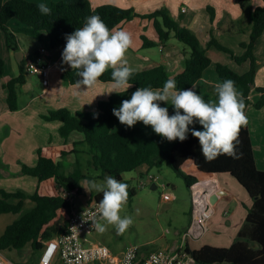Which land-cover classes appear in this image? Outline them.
I'll return each instance as SVG.
<instances>
[{
	"label": "trees",
	"instance_id": "1",
	"mask_svg": "<svg viewBox=\"0 0 264 264\" xmlns=\"http://www.w3.org/2000/svg\"><path fill=\"white\" fill-rule=\"evenodd\" d=\"M242 9L249 0H237ZM34 0H0V30L5 36L9 49H19L17 32H23L39 40L47 36L50 47H57L66 42L65 34L82 27L87 16L98 14L100 18L113 29L121 21L135 16L152 18L159 41L165 42L170 37L176 38L188 48L184 57V69L171 76L165 65L152 64L135 70L129 78L133 87L151 86L153 89L162 88L163 83L173 78L176 88H189L203 74L211 59L206 53V47L213 45L228 53L236 63L249 62L248 69L238 73L225 63L217 62L215 70L221 81L232 79L235 86L242 88L245 98V109L250 103L249 92L254 83V77L259 68L254 53L255 40L264 30V0L248 12L251 21L249 39L241 41L242 53L235 54L230 48L220 43L214 36L202 45L195 32L175 20L166 7L157 8L148 13H139L132 7H120L112 3L93 6L90 0H52L48 6L52 9L49 14H41ZM210 19L214 18V9L207 6ZM16 19L19 26L9 29L7 23ZM142 47H151L156 42L145 35H141ZM36 53H31L35 57ZM4 71V61L0 56V78ZM112 69L108 68L99 77L102 81H113ZM27 72L24 60L19 66V73L4 82L7 88V103L11 110L18 108V88L24 83ZM61 79L65 83L78 84L77 70L68 68L62 71ZM261 91L260 97L253 102V106L260 108L264 105V86L257 87ZM112 92L106 99L97 103L95 110H77L71 112L66 107L51 109L42 115L44 119H58L61 121L59 133L67 137L73 130L83 133L82 140L64 141L59 144H46L37 148V162L34 166L22 165L21 173L37 177V185L32 193L17 189L7 191L0 188V214L14 212L20 214L8 225L0 235V249L15 248L21 250L27 242L34 251L55 238L66 229L72 203L60 191L64 188L73 194L80 190L81 177L91 179L81 170V155H86L87 167L96 170L94 177L104 178L111 175L122 179L124 171L132 170L141 164L148 167L165 163L176 173L181 175L188 188L197 180L196 176L182 170L186 161H192L196 169L202 174L227 172L234 177L246 190L252 199L247 209L245 220L237 232L235 239L228 246H214L204 244L191 249L186 245V251L199 264H264V170L255 164L251 136L246 125L239 129L236 154L219 155L215 159L207 160L200 152L198 137L189 132L188 137L180 141L167 140L155 133L150 125L147 132L140 125L123 126L113 129L115 121L119 120L112 109L119 107L123 99L130 98L128 90ZM216 95V93H215ZM174 109L169 112L172 114ZM183 111V110H181ZM98 113V115H94ZM138 121L137 123H139ZM190 127L201 129L202 125L194 124ZM73 154L75 167L66 173L62 170L61 159ZM15 198V201H11ZM30 198L34 206L23 209V201ZM102 193L97 191L89 195L88 203L99 201Z\"/></svg>",
	"mask_w": 264,
	"mask_h": 264
},
{
	"label": "crops",
	"instance_id": "2",
	"mask_svg": "<svg viewBox=\"0 0 264 264\" xmlns=\"http://www.w3.org/2000/svg\"><path fill=\"white\" fill-rule=\"evenodd\" d=\"M34 1L40 3L50 2L46 0ZM90 2L93 6L112 3L120 7H132L139 13H148L157 8L166 7L170 15L177 20L179 24L195 32L202 45L206 46L210 37L214 36L220 43L230 48L235 54H240L243 51L240 42L249 39L251 21L248 12L257 5L262 4L263 0H249L244 9L240 7L237 0H90ZM207 6H212L214 9L215 14L212 20L210 19ZM183 8H185V10H182ZM17 26H19V23L16 19H11L7 23L9 29L16 28ZM121 28L127 31L131 36V46L126 51L125 58L131 67V59L133 60V64H138L137 66L139 67H133L135 70L152 64L161 63L165 65L169 74L173 76L184 69V57L188 54L187 50L185 49L183 51L176 42H169L168 40L172 39L173 36L167 40L168 42L159 41L152 18L135 16L132 19L121 21L112 30ZM142 34L155 41L156 45L158 44L160 46L159 48L162 52L160 62H146L145 60L147 57L142 58V61H136L139 60L138 57L140 56L133 52H139L142 48H149L142 47ZM16 36L19 46L18 50H21V54H19L17 58L15 51L7 47L4 33L0 30V56L4 61V71L0 78V188L7 191L20 189L27 193H32L37 185V177L31 174L21 173V168L23 164L27 166H34L36 164L37 148L46 144H59L64 141L71 142L82 140L84 137L83 133L78 130L71 131L67 137L61 136L59 133L61 121L58 119L47 120L44 119L42 115L47 114L51 109L60 107H66L71 112L77 110H95L99 100L106 99L115 91L111 93L106 92L112 89L113 81H102L99 78L93 85L88 87L80 84L63 82L61 79L62 71L71 68L66 63H62L61 53L66 42L57 47H50L46 35H43L42 40L23 32H17ZM229 40H231V42H229ZM40 47L45 48L44 52L40 54L41 58L50 64L48 84L44 85L40 78V88L37 91H33L30 97L23 103H19L17 100L18 108L11 110L7 103V88H5L3 84L10 77L19 73L21 60H24L27 54H37ZM212 47L214 46L211 45L206 47V53L210 57L211 62L204 69L202 76L193 85L195 86L194 90L205 100L215 102L217 99L215 95V86L222 82L215 70V64L217 62L225 63L236 72L243 73L248 69L249 62L244 61L238 64L230 58L227 53V57L230 58V60H228L225 58L224 54L212 50ZM254 53L257 57L259 68L257 69L254 83L249 92L250 103L244 112L247 117L246 126L251 136L255 164L259 169L264 170V105L260 108L253 106V102L261 95V91L258 90L257 87L264 86V30L255 40ZM234 63L238 64L239 68H236ZM32 75L33 74L27 73L26 79L21 86L29 84L27 80H29ZM193 85L189 88H192ZM236 88L239 92H242L240 86ZM135 89L136 87L132 85L129 88H127V85H122L119 90H128L129 95H131ZM161 105L164 106V104ZM167 107L169 112L173 110L171 104H167ZM72 158L75 159L73 154L62 159L71 160ZM186 163H189L191 169H185L183 167ZM139 167H143L145 171L149 169L147 164H141L137 168ZM182 170L196 176L197 179L204 175L196 169L192 161H186L182 165ZM212 175L217 182L218 190H221L222 193L218 195L216 201L212 204L213 211L208 220V228L205 233L198 239L187 241V245L191 249L199 248L204 244L214 246L230 245L245 220L247 209L252 204V199L246 190H242L236 186L233 178L229 176V173H212ZM15 200V198H11V201ZM229 200H232L234 206ZM34 204V201L30 198H25L23 201V207L28 205L29 207L27 208H31ZM87 205L81 204L77 208H83ZM229 205L233 207L232 210H230V208L226 209V206ZM10 213H12V215ZM189 214L188 212V215ZM15 218L14 212H4L0 214V235L4 231L6 225L11 223ZM223 219H225L226 224L231 227V234L227 236V239H220L223 241H218L216 235L222 233L221 220ZM189 222L190 215L188 224ZM176 232H178V230ZM27 245H30V242H27L23 248ZM174 245L177 244L173 243L170 247ZM45 246L46 243L41 249H44ZM23 248L19 250V253L22 252ZM9 249L15 248L0 249V251L5 258L11 260L15 264L38 263V261H34L35 251L32 249L31 245V255L29 257H24L21 253V260L19 261L9 257V254L6 253V250ZM148 251L150 250H146L145 253ZM9 252L11 251L9 250ZM33 255L34 259H31ZM51 264H61L58 254L53 256Z\"/></svg>",
	"mask_w": 264,
	"mask_h": 264
},
{
	"label": "clouds",
	"instance_id": "3",
	"mask_svg": "<svg viewBox=\"0 0 264 264\" xmlns=\"http://www.w3.org/2000/svg\"><path fill=\"white\" fill-rule=\"evenodd\" d=\"M41 14H49L52 9L47 3L37 5ZM66 44L62 50V63L77 70L78 84L86 87L93 85L99 77L111 68L113 87L110 91L120 93L122 85L131 86L129 78L135 69L129 66L125 53L131 46V36L124 29L112 30L100 18L93 14L85 18L82 27L65 34ZM192 88H176L173 78L167 79L162 88L151 86L138 87L123 99L119 107H113V114L125 126H134L138 121L151 125L155 133L167 140H185L189 132L198 137L200 152L207 160L219 155L236 154V144L241 126L246 125L244 109L245 98L235 86V81L225 79L215 86L216 101L205 100ZM174 109L169 114L166 101ZM183 110V111H181ZM98 115V113H94ZM202 125L201 129L190 127ZM102 193L96 209L89 213L92 226L104 232L106 224L114 225L118 233H123L133 223L132 217L121 216L120 209L128 199V184L108 175L103 183L89 181L87 190ZM103 220L105 223H100ZM155 261L156 257L153 256Z\"/></svg>",
	"mask_w": 264,
	"mask_h": 264
},
{
	"label": "rangeland",
	"instance_id": "4",
	"mask_svg": "<svg viewBox=\"0 0 264 264\" xmlns=\"http://www.w3.org/2000/svg\"><path fill=\"white\" fill-rule=\"evenodd\" d=\"M46 1L49 2L52 0ZM168 41L171 43L176 42L183 51L185 49L187 52L189 51V48L184 43L178 41L174 37ZM229 42H231V40H229ZM159 47L160 46L157 44L149 48H142L139 52H133L140 56L138 57L139 60L136 61H142V58L147 57L145 60L146 62H160L162 52ZM212 50L224 54L225 58L230 60V58L227 57V53L222 52V50L216 49L215 47H212ZM131 65L132 67H139L137 66L138 64H133L132 59ZM234 65L236 68H239L238 64L234 63ZM27 81L29 84L18 88L17 100L19 103L26 101L33 91H37L40 88L41 82L38 74H33ZM160 103L167 105L166 101H161ZM170 103L171 100L169 99V104ZM135 125L142 126L147 132L150 130V125L146 126L142 122L136 123ZM123 126L125 125L119 120H116L113 129L116 130ZM80 155L82 160L81 170L84 174H87V176H91V179H88L87 177L80 178V190L72 195V205L74 207H79L81 204L87 205L89 195L96 192L94 189L91 191L87 190L90 180H95L97 183H103L104 178L106 177H94L98 172L91 169V167H87V164L85 163L86 155L84 153ZM61 161L62 170L64 172L68 173L74 169L75 159H62ZM183 167L185 169H191L189 163H186ZM151 176H154L155 180H153ZM229 176L233 178L236 186L244 190V187L234 177L231 175ZM120 180H123L128 184V199L120 209V215L122 217H132L133 223L129 225L123 233H118L114 225L106 224L104 232H99L95 228L88 235V238L91 241L100 242L106 245L112 253L116 254H120L122 249L131 244L139 245L144 252L148 249H168L173 243L178 245L185 229L187 228L190 215H188V212L190 213L189 210L191 208L190 189L187 187L185 179L176 173L171 167L162 163L159 166L149 167L147 171H145L143 167L124 171L122 173V179ZM153 183L155 184V187H152ZM164 194H169L170 198L165 199L163 197ZM229 201L234 206L232 200ZM27 207L29 206L25 205L23 209H28ZM229 208L230 210L233 209L230 205L226 206V209ZM10 214L12 215V213ZM19 214L20 212L14 213L15 217ZM99 222L105 223L103 220H100ZM221 226L222 233L216 235L218 241H223L220 239H227V236L231 234V227L226 224L225 219L221 220ZM177 230L178 232H176ZM9 250L11 252H9ZM9 250H6V253L16 261L21 260V253L24 257H29L31 255L30 245L23 248L21 253H19L18 249ZM42 252L43 249L35 251L34 261H38ZM31 259H34V255L31 256Z\"/></svg>",
	"mask_w": 264,
	"mask_h": 264
},
{
	"label": "built area",
	"instance_id": "5",
	"mask_svg": "<svg viewBox=\"0 0 264 264\" xmlns=\"http://www.w3.org/2000/svg\"><path fill=\"white\" fill-rule=\"evenodd\" d=\"M182 10H185L183 8ZM45 48L40 47L37 55L27 54L24 59V69L27 73L38 74L44 85L48 84L50 64L41 58ZM212 173L204 174L190 186L191 208L190 222L185 229L178 245L168 249H152L147 253L137 244L126 246L120 254L112 253L109 248L100 243L91 241L88 235L95 229L89 216L98 206L93 201L83 208L72 205L66 229L46 242L38 264H51L55 254L60 257L61 264H199L186 251L187 241L200 238L208 228V220L212 215L210 197L218 190V185ZM155 180L154 176H151ZM164 185V184H162ZM61 194L72 203V192L60 188ZM165 199L170 198L164 194ZM156 260L153 261L152 257ZM0 264H15L5 258L0 251Z\"/></svg>",
	"mask_w": 264,
	"mask_h": 264
},
{
	"label": "water",
	"instance_id": "6",
	"mask_svg": "<svg viewBox=\"0 0 264 264\" xmlns=\"http://www.w3.org/2000/svg\"><path fill=\"white\" fill-rule=\"evenodd\" d=\"M19 54H21V50H17L15 51V55H16V58L17 56H19ZM152 187H155V184H152ZM222 191L221 190H218L217 192L213 193L210 197V201L211 203H214L218 197L219 194H221Z\"/></svg>",
	"mask_w": 264,
	"mask_h": 264
}]
</instances>
